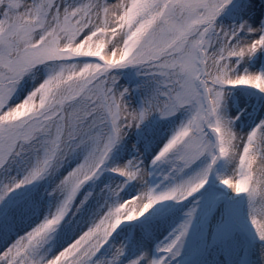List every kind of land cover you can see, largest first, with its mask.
<instances>
[{"label":"snow or ice","instance_id":"1","mask_svg":"<svg viewBox=\"0 0 264 264\" xmlns=\"http://www.w3.org/2000/svg\"><path fill=\"white\" fill-rule=\"evenodd\" d=\"M0 264H264V0H0Z\"/></svg>","mask_w":264,"mask_h":264}]
</instances>
